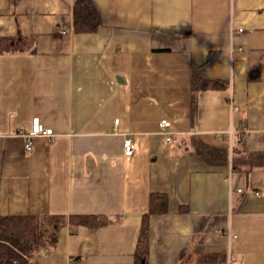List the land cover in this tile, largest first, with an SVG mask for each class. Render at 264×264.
Returning <instances> with one entry per match:
<instances>
[{
	"label": "crops",
	"instance_id": "1",
	"mask_svg": "<svg viewBox=\"0 0 264 264\" xmlns=\"http://www.w3.org/2000/svg\"><path fill=\"white\" fill-rule=\"evenodd\" d=\"M92 1L101 26L77 34L74 0H0V38H25L0 53V217L106 222L63 226L31 264H138L161 193L148 264H264V170L232 169L238 136L264 151V0ZM195 70L226 87L193 91ZM37 117L54 136L27 151Z\"/></svg>",
	"mask_w": 264,
	"mask_h": 264
},
{
	"label": "trees",
	"instance_id": "2",
	"mask_svg": "<svg viewBox=\"0 0 264 264\" xmlns=\"http://www.w3.org/2000/svg\"><path fill=\"white\" fill-rule=\"evenodd\" d=\"M101 26V15L92 0H74L73 29L77 34L94 33ZM25 38H0V53H14L23 49ZM211 54L209 60L215 57ZM226 84L220 80L213 81L203 78L196 70L192 76V89L221 90ZM204 156L208 153L220 161L228 157L226 152L201 147ZM232 169L250 175L253 171L264 170V151L249 152L245 148L243 136H238L233 151ZM168 197L166 194L153 193L150 197L148 213L143 216L139 247L136 252L138 264H148L149 257V218L153 214L166 213ZM69 224L74 231L80 226L98 227L106 224L95 216L63 215L49 216H1L0 217V264H31L32 260L42 251L55 247L63 226Z\"/></svg>",
	"mask_w": 264,
	"mask_h": 264
},
{
	"label": "built area",
	"instance_id": "3",
	"mask_svg": "<svg viewBox=\"0 0 264 264\" xmlns=\"http://www.w3.org/2000/svg\"><path fill=\"white\" fill-rule=\"evenodd\" d=\"M119 124V119L115 120V125ZM161 134L164 137V142L170 144L175 139V133L171 130V122L169 120L163 119L160 122ZM25 136V148L27 151H32L34 149V140L38 136H54V132L51 128H45L42 124L40 118H34L32 121V127L29 132L24 133ZM124 154L127 157L133 156L136 150V144L131 135H127L123 141Z\"/></svg>",
	"mask_w": 264,
	"mask_h": 264
}]
</instances>
